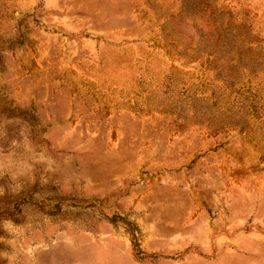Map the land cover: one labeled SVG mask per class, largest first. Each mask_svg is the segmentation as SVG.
<instances>
[{"label":"rangeland","instance_id":"374dc122","mask_svg":"<svg viewBox=\"0 0 264 264\" xmlns=\"http://www.w3.org/2000/svg\"><path fill=\"white\" fill-rule=\"evenodd\" d=\"M0 264H264V0H0Z\"/></svg>","mask_w":264,"mask_h":264}]
</instances>
